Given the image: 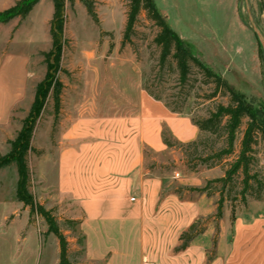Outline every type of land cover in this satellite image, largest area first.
<instances>
[{"label":"crops","instance_id":"crops-1","mask_svg":"<svg viewBox=\"0 0 264 264\" xmlns=\"http://www.w3.org/2000/svg\"><path fill=\"white\" fill-rule=\"evenodd\" d=\"M16 1L7 2L0 12ZM93 1L105 6V0ZM32 12L12 42L22 40L24 35L19 34L26 30ZM14 22L0 25V146L11 111L24 103L29 91V54L19 45L8 52L1 45ZM118 64L91 73L75 101L61 102L63 128L54 151V190L74 208L69 220L79 223L83 238L80 264H264V193L245 211L232 215L224 207L215 219V197L196 193L187 198L185 193L201 189L206 180L222 178L215 175L216 169L183 173L172 186L149 168L171 154L162 141L164 132L186 144L197 139L198 130L189 116L171 113L149 97L136 69L133 79L125 78L120 69L109 76L108 69L118 70ZM11 203L13 208L2 216L3 221L13 217L5 233H12L16 249L21 247L27 255L30 250L34 256L36 249L29 248L34 235L20 239L14 229L27 223V209L16 200ZM205 219L209 221L204 231L177 252L181 234ZM52 264H58V257Z\"/></svg>","mask_w":264,"mask_h":264},{"label":"rangeland","instance_id":"rangeland-1","mask_svg":"<svg viewBox=\"0 0 264 264\" xmlns=\"http://www.w3.org/2000/svg\"><path fill=\"white\" fill-rule=\"evenodd\" d=\"M13 1L0 0V9L7 2ZM102 3L104 7L97 2L94 6L98 20L96 24L87 15L81 3L76 1L73 5L68 3L65 5L66 46L61 71L56 76L63 85L61 102L64 105H70L75 101L76 93L85 89L83 81L88 80L91 73L101 71L109 64H113L114 67L116 63H119L118 70H106L109 76L120 69L125 78L133 79L136 69L141 76V86L143 78L149 79L151 90L164 103L180 109L181 114L190 118H205L207 112L216 105H227L228 98L219 94L213 100H208L207 97L214 85L209 81L206 85L204 76L193 65L190 67L188 81L184 85L178 82V74L174 69L158 66L159 53L153 44L157 29L146 19L144 13L139 15L135 33L130 38L131 44L121 45L128 4L126 0H105ZM153 3L170 29L192 47L193 53L200 61L220 75L234 90L244 95L248 101L252 100L254 105H264V55L251 25L252 23L256 27L264 40V0H153ZM52 11L51 1L42 0L33 9L26 30L19 34L24 35L22 40L16 41L17 44L12 42L16 30L25 20L22 22L16 20L9 33L2 38L3 41L1 40L3 50L6 52L13 49L11 46L19 45L23 53L29 54L30 67L29 91L24 103L11 111L9 125L1 137L0 158L9 152L8 142L15 138L22 123L29 116L35 86L44 78L45 65L41 54L50 49L48 23ZM28 34L31 39L29 46L26 45ZM125 61H130L131 64ZM92 91H95L94 84ZM61 120L62 112L55 114L53 100L49 96L35 122L31 141L33 152L29 153L27 158L29 192L36 203L42 205L45 210H53L52 215L68 243V260L72 264H80L83 238L79 223L69 220V213L74 208L67 199L56 195L54 190L56 167L54 151L59 132L63 128ZM261 123L264 126V116L261 117ZM240 140L241 131L235 141V154L239 151ZM198 141H203V144L199 145L196 151L174 146L164 163L155 162L149 168L163 174L168 183L173 184L172 186L182 178L183 173L198 175L201 171L212 170L200 162L221 147L223 140L201 134ZM253 150L255 153L250 175H258V181L264 183V140H257ZM4 161L2 160L0 166V201L5 204L0 206V264H52L58 257L57 240L52 234H47V226L43 219L37 215L29 217L28 208L27 223L14 229L19 230L20 239L29 233L34 235V239L29 242V248L31 251L36 249V254L33 256L29 250L28 256L21 247L18 246L16 249L12 233H5V230L11 227L13 217L6 216L3 221L2 216L5 209L13 208L11 202L16 200L17 173L13 164L3 165ZM225 165L223 163L222 167L213 168L216 169V176H224V169L227 167ZM219 179L221 178L214 177L204 181L201 189L207 187V196L215 197L216 204L221 200L222 210L224 207L229 210L232 207L234 213L245 211L252 201L254 192L246 194L244 200L241 199L242 176L234 177L233 182L223 189L221 184L216 182ZM193 190L195 189L187 190L185 193L187 198L199 193ZM208 221V219L198 221L199 227L205 226Z\"/></svg>","mask_w":264,"mask_h":264},{"label":"trees","instance_id":"trees-1","mask_svg":"<svg viewBox=\"0 0 264 264\" xmlns=\"http://www.w3.org/2000/svg\"><path fill=\"white\" fill-rule=\"evenodd\" d=\"M40 1H16L13 6L0 12V25H6L13 20H18L19 22L24 21ZM50 1L53 8L52 16L48 23L51 45L48 52L41 54L45 65L44 78L36 84L29 116L22 123L15 138L8 142L10 146L9 152L5 157L0 158V163L2 160H5L3 165L13 164L15 166L17 173L15 199L23 208L29 209V217L37 215L43 219L47 226V234H52L56 238L59 249L58 264H72L68 260V243L60 232L55 217L52 215L53 210H45L42 205L36 203L34 197L29 192L30 175L27 158L28 154L33 152L31 141L35 122L48 97H52L53 109L56 115L59 114L61 109L63 85L57 80L56 76L61 71V61L64 47L66 46L64 39L66 3L69 5H73L76 1L81 3L85 7L87 15L95 24L98 23V20L94 12L96 2L93 0ZM126 2L128 5L126 8L121 45L131 44L130 38L135 33V26L138 22L139 15L144 13L146 19L152 22L153 26L157 29L153 37V44L159 53L158 66L160 68L167 67L174 69L178 74V82L184 85L188 81L190 67L193 65L204 76L206 85L209 82L214 85L213 90L207 97L208 100H213L218 94L228 98L227 105H216L212 110L207 112L205 118H190L192 124L198 130V137L195 141L186 144L177 143L164 132L162 134L163 144L169 149H172L174 146H179L186 148V150L192 149L196 151L197 147L203 144V141H198L201 134H206L217 140L222 139V146L212 151L211 155L203 159L200 164L207 169L222 167L223 163L226 164L225 166L227 167L224 169V176L216 181L221 184L222 189L229 186L233 182L234 177L241 175V199L244 200L246 194L254 192L252 199L259 200L264 192V183L258 181V175H250V166L254 161L255 152L253 146L257 144V140H264V126L261 123V117L264 116V105H254L252 100L248 101L244 95L234 90L220 75L213 72L200 61L193 53L192 47L170 29L163 15L157 11L153 0H126ZM150 86L149 79L143 78L142 89L149 97L157 102H161L171 113L181 114L180 109L172 108L169 104L164 103L151 90ZM240 131V148L238 153L235 154V141ZM0 166H2V163ZM192 170L191 167L190 171ZM206 190L207 187L193 191L206 193ZM230 212L232 215L234 214L232 207ZM221 214L222 208L220 200L216 204L215 219H219ZM204 228V226L199 227L197 222L189 231L182 233L176 251L184 250L193 238L204 231Z\"/></svg>","mask_w":264,"mask_h":264},{"label":"water","instance_id":"water-1","mask_svg":"<svg viewBox=\"0 0 264 264\" xmlns=\"http://www.w3.org/2000/svg\"><path fill=\"white\" fill-rule=\"evenodd\" d=\"M251 25H252V28H253V31H254V33H255V35H256L257 40H258V42H259L261 48L263 49V54H264V40H263V38L261 37V35L259 34V32H258V30L256 29V27H254V25H253L252 23H251Z\"/></svg>","mask_w":264,"mask_h":264}]
</instances>
